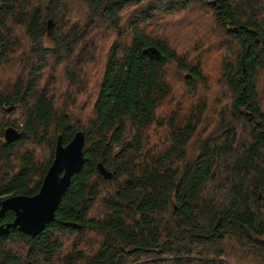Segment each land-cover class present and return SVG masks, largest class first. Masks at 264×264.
Listing matches in <instances>:
<instances>
[{
  "label": "trees",
  "instance_id": "16d2710c",
  "mask_svg": "<svg viewBox=\"0 0 264 264\" xmlns=\"http://www.w3.org/2000/svg\"><path fill=\"white\" fill-rule=\"evenodd\" d=\"M211 53L227 103L208 126ZM59 68L77 92L100 71L84 124L56 109ZM171 71L194 102L162 115ZM0 73V112L21 117L0 121V203L38 193L58 136L84 133L54 220L0 236V264H264V0H0Z\"/></svg>",
  "mask_w": 264,
  "mask_h": 264
},
{
  "label": "water",
  "instance_id": "95a60500",
  "mask_svg": "<svg viewBox=\"0 0 264 264\" xmlns=\"http://www.w3.org/2000/svg\"><path fill=\"white\" fill-rule=\"evenodd\" d=\"M148 52L151 55L158 54L155 48L145 50V53ZM4 137L7 142H12L18 134L13 129H6ZM83 146L82 131L76 132L67 145H63L61 136H58L52 163L43 178L39 192L33 196H12L1 201L0 218L5 212L12 211L14 220L0 225V236L6 235L10 228L36 236L54 220L55 210L69 187L72 176L77 174L84 164ZM97 167L104 178H111V173L100 163Z\"/></svg>",
  "mask_w": 264,
  "mask_h": 264
},
{
  "label": "rangeland",
  "instance_id": "374dc122",
  "mask_svg": "<svg viewBox=\"0 0 264 264\" xmlns=\"http://www.w3.org/2000/svg\"><path fill=\"white\" fill-rule=\"evenodd\" d=\"M51 36V32H49V37ZM182 37V36H180ZM192 40V39H191ZM198 41L194 40V44H197ZM44 47L50 46L49 38H45L43 40ZM177 50H180V48L174 46ZM29 53L26 55L25 60L29 58ZM96 57L104 59L105 54H96ZM18 60H16L13 65H11V73L13 76H17L19 73L21 66L18 64ZM204 70L209 78V85L206 88H199L198 95L196 96L197 100H205L208 102L209 110L207 114L204 116V124L208 121V126H210L214 121H216L218 118H216V112L213 113V109L217 108V111L219 108L223 107L227 103V94L225 90L221 89L220 82H219V64L217 56H215V53L207 54L205 57L204 63ZM102 66H100L101 68ZM100 77V71L97 72L95 70L90 71V74H87V71L83 75V81H84V87H82L81 91L77 92L76 89H72L69 87L66 77L64 76L62 69L59 68V73L57 77L54 78V86H55V96H56V109L60 112L63 110V108L66 109V107L63 104H66L68 99L70 102L73 101L74 106L71 107L70 110H68V113L70 114L72 120L79 124H84L86 120L91 117V111H92V105L95 99V90H96V83ZM82 78V77H81ZM0 79L5 81L7 79V75L4 73H0ZM87 79V80H86ZM170 83L173 84V90H172V96L171 100L167 101V103L162 108L161 114L163 115L166 113V111L173 110L174 107H176L178 104L182 106L184 110H187L191 104L194 102V98H191L186 93L182 83L178 80L177 75L171 71V74L169 75ZM85 81H86V88H85ZM262 90H264L262 86ZM71 104V103H70ZM72 104V105H73ZM7 110V108H6ZM67 110V109H66ZM9 112V111H8ZM20 115L17 111L10 112L7 115H3L2 112H0V121L2 119L4 121H7L8 127L11 125L12 121L17 122L20 121ZM3 122V121H2ZM10 124V125H9ZM207 126V127H208ZM204 126L201 127V129ZM206 127V128H207ZM200 129V131H201ZM200 131L197 134V137L200 135ZM155 141L159 144L164 145L163 140L159 139L158 137L155 138ZM162 147H157V150H160ZM196 148L194 145V141L189 145L187 148V154L188 158L192 157L194 158L196 156L195 152ZM41 153V151L38 152V154ZM45 154V153H44ZM44 154L38 155L42 157ZM46 157V156H45ZM191 158V159H192Z\"/></svg>",
  "mask_w": 264,
  "mask_h": 264
}]
</instances>
